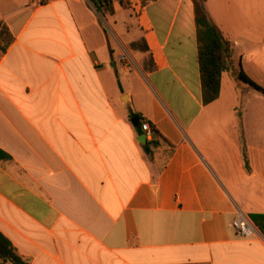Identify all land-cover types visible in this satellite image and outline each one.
Instances as JSON below:
<instances>
[{
    "label": "crops",
    "instance_id": "1",
    "mask_svg": "<svg viewBox=\"0 0 264 264\" xmlns=\"http://www.w3.org/2000/svg\"><path fill=\"white\" fill-rule=\"evenodd\" d=\"M112 7L0 0L13 37L0 49V233L28 264H264L249 217L264 215V115L237 111L241 55L231 46L205 105L191 0ZM204 8L230 43L233 25L262 32L264 0ZM239 212L253 235L231 226Z\"/></svg>",
    "mask_w": 264,
    "mask_h": 264
},
{
    "label": "trees",
    "instance_id": "2",
    "mask_svg": "<svg viewBox=\"0 0 264 264\" xmlns=\"http://www.w3.org/2000/svg\"><path fill=\"white\" fill-rule=\"evenodd\" d=\"M91 1L97 12L113 13L112 0ZM191 2L196 27L202 102L206 105L218 98L222 73L233 68L232 48L231 43L208 17L204 8V0H191ZM12 41L13 37L9 29L3 22H0V49L4 50ZM237 77L264 96V88L248 77L242 69L239 70ZM150 144L152 141L147 142L144 146V151L147 154L151 153ZM3 156L0 151V157ZM249 217L264 235V215H250ZM7 262L10 264H28L15 253L10 242L0 233V264Z\"/></svg>",
    "mask_w": 264,
    "mask_h": 264
},
{
    "label": "rangeland",
    "instance_id": "3",
    "mask_svg": "<svg viewBox=\"0 0 264 264\" xmlns=\"http://www.w3.org/2000/svg\"><path fill=\"white\" fill-rule=\"evenodd\" d=\"M3 1L5 2V0ZM86 2L90 7H93L91 0H86ZM243 3L246 6H254L255 0H243ZM247 15L249 16L246 17L245 14V17L248 20L255 17V14L247 13ZM231 34L233 39L231 46L234 48L235 54L239 53L241 55L245 71L251 79L264 88V26L262 32L259 33L256 31L254 24H236L233 25ZM259 52H262V54H257ZM237 58L238 56L235 57V59ZM243 99L245 103L239 104L237 111H245L248 114L262 113L264 115V96L261 93L249 87ZM262 122L263 136L258 140L264 146V116Z\"/></svg>",
    "mask_w": 264,
    "mask_h": 264
},
{
    "label": "built area",
    "instance_id": "4",
    "mask_svg": "<svg viewBox=\"0 0 264 264\" xmlns=\"http://www.w3.org/2000/svg\"><path fill=\"white\" fill-rule=\"evenodd\" d=\"M140 129L146 137L152 134L151 127L148 123H140ZM231 226L236 230L237 234L241 237H249L257 230L249 218L243 213H237L231 221Z\"/></svg>",
    "mask_w": 264,
    "mask_h": 264
},
{
    "label": "water",
    "instance_id": "5",
    "mask_svg": "<svg viewBox=\"0 0 264 264\" xmlns=\"http://www.w3.org/2000/svg\"><path fill=\"white\" fill-rule=\"evenodd\" d=\"M138 122H139L138 116H134L131 118V123L133 124V126H138ZM140 137L143 139L142 141H144L145 143V135H141Z\"/></svg>",
    "mask_w": 264,
    "mask_h": 264
}]
</instances>
